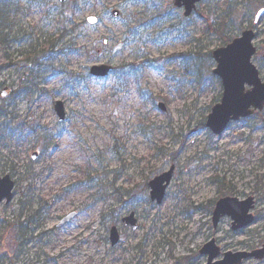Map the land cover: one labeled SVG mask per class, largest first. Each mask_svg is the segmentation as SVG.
Here are the masks:
<instances>
[{"label":"rangeland","instance_id":"obj_1","mask_svg":"<svg viewBox=\"0 0 264 264\" xmlns=\"http://www.w3.org/2000/svg\"><path fill=\"white\" fill-rule=\"evenodd\" d=\"M140 1L89 0L71 17L56 0H0V177L16 183L13 201L0 208V235L4 222L41 210L20 249L9 256L1 246L0 264H206L199 252L211 239L233 253L264 241V111L221 136L206 126L223 95L212 58L225 47L219 30L230 41L254 31L252 61L264 81V17L255 24L264 0H234L236 22L226 29L225 0H205L188 18L174 0ZM89 17L99 23L87 24ZM69 45L77 53H67ZM95 65L133 66L137 76L93 80ZM172 167L156 205L148 184ZM225 197L254 198L255 223L233 232L225 218L215 229L213 211ZM21 204L30 208L24 215ZM72 212L77 218L58 227ZM131 213L136 231L122 222ZM112 227L121 236L115 247Z\"/></svg>","mask_w":264,"mask_h":264},{"label":"water","instance_id":"obj_2","mask_svg":"<svg viewBox=\"0 0 264 264\" xmlns=\"http://www.w3.org/2000/svg\"><path fill=\"white\" fill-rule=\"evenodd\" d=\"M65 0H58L63 3ZM165 1V0H162ZM204 0H175L178 8L185 9V17H190L196 10L197 5ZM114 18L119 17V12L112 13ZM264 16V10H261L255 19L258 24ZM88 23L96 25L97 18H88ZM255 33L252 30L246 31L240 38L235 39L226 47L215 50L212 54L213 60L216 62V68L213 74L221 80L223 87V95L221 102L217 104L211 114L208 116L206 126L216 136L222 135L232 122H238L242 119H248L257 112L264 110V82L260 78L258 69L254 66L252 60L257 53V49L253 45ZM107 44V41H105ZM112 71V67L107 65L93 66L90 74L95 78H106ZM248 87L249 89H247ZM159 108L165 112L166 107L163 104ZM55 112L60 122L66 119L65 106L62 102L55 104ZM38 154L32 156L36 160ZM173 170L169 173L156 178L149 183L151 190L150 197L152 202L161 205L168 186L170 185ZM15 182L9 175L0 177V206L6 201L10 204L13 201V191ZM255 207L254 198L250 197L246 200L238 198H223L218 201L213 213V226L217 228L223 218L232 220L231 229L234 232L250 227L254 223V216L251 214ZM77 217V213L73 212L66 216L60 223V227L69 224ZM123 222L126 226H130L133 230L137 229V220L135 214L132 213L126 217ZM120 241V234L116 227L110 231L111 246L115 247ZM202 256H207L206 264H243L249 259L261 261L264 259V246L252 252H226L221 260V249L216 245L215 240L207 243L201 250Z\"/></svg>","mask_w":264,"mask_h":264},{"label":"trees","instance_id":"obj_3","mask_svg":"<svg viewBox=\"0 0 264 264\" xmlns=\"http://www.w3.org/2000/svg\"><path fill=\"white\" fill-rule=\"evenodd\" d=\"M128 3H132V4H136L138 3L140 0H125ZM89 2V0H72V1H66L63 5L59 6L61 13H63V15L66 16H75L76 14H80L84 11V8L86 7L87 3ZM225 6L223 8V13L225 15L224 19L222 20V24H221V29H226V26L230 24V22L232 23V21L236 22V13L238 11V6L237 4L234 3V0H225ZM1 7L5 8V4L4 2H2ZM19 6L22 4H18ZM70 20V19H69ZM143 21H139L136 23V25H134L132 28L129 27L128 29V37H135L138 34V29L140 28V26H143ZM229 23V24H228ZM85 25V22L83 23ZM224 30H219L218 34L221 36V38L223 39L224 45L229 44L231 41L230 39H227L223 36V32ZM47 45H49V47H53L54 44L52 41H50ZM74 45H69L66 46L67 49V53L69 54H75L77 53V50H74ZM37 53L34 51L33 53V57L37 58ZM209 58V57H208ZM136 69L133 66H129V67H125V69H123V74H117L116 71L113 72V75H117L116 78H118L120 81L122 82H127L126 80H130V79H135L136 78ZM14 135V132H12V135ZM44 149H46V146H43ZM87 179L89 178L87 183H90V177H91V172L89 170H86L85 172ZM219 185H221L222 183L220 182V180H218L217 182ZM77 189H82L83 188V184L79 183L74 185L71 189L76 190ZM64 193H69L68 190L64 191ZM28 205V204H27ZM29 206H26L25 204H21V211H22V215L23 211L25 209H28ZM30 209V208H29ZM29 212H32V217H30L26 222H22V216L20 215L16 220H12L10 222L6 221L3 223V228L1 231V235H0V249L1 246L3 245H7V250L9 252H5V255H9L11 256L15 251H12L14 248L16 249V251L18 249H20V247L22 246V241L25 240L26 236L28 235V231H27V227L28 225L34 224L36 222V224H39L40 221L38 220L39 217V213L41 210L38 211H31L28 210ZM35 221V222H34ZM5 242H7V244H5ZM261 243H263V241H260ZM260 243V244H261ZM254 248V247H251ZM1 251V250H0ZM11 254V255H10Z\"/></svg>","mask_w":264,"mask_h":264}]
</instances>
